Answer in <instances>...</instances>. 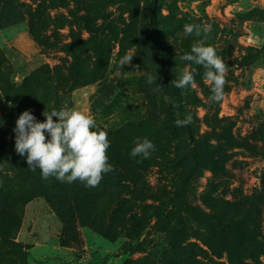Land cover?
I'll return each instance as SVG.
<instances>
[{"label": "rangeland", "instance_id": "obj_1", "mask_svg": "<svg viewBox=\"0 0 264 264\" xmlns=\"http://www.w3.org/2000/svg\"><path fill=\"white\" fill-rule=\"evenodd\" d=\"M20 1L47 22L35 25L40 41L28 18L0 30L7 82L19 86L35 70H46L57 92L50 112L66 105L93 117L108 133L115 174L104 175L100 207L83 210L75 239L63 234L44 198L28 203L15 238L27 255L2 256L0 264H231L238 251L232 235L201 227L180 206L192 165L190 145L162 105L167 89L158 81L143 33V0ZM157 10L159 31L152 36L169 75L175 80L185 68L196 73V87L180 89L175 105L179 114L191 116L198 142L200 166L187 182L189 202L203 216L246 212L243 234L254 235L261 249L245 264H264V0H159ZM185 24L211 25L205 46H213L228 65L219 103L209 99L205 69L180 59L204 39L186 36ZM125 55L133 60L121 67ZM149 74L156 80L151 85ZM159 84L163 89L155 92ZM9 99L0 103V150L15 128V116L9 115L13 123L7 118ZM137 138L156 146L151 158L130 157ZM120 204L126 210L116 214ZM148 206L165 211L146 215L137 243L122 213L141 217ZM97 216L107 234L88 222Z\"/></svg>", "mask_w": 264, "mask_h": 264}, {"label": "trees", "instance_id": "obj_2", "mask_svg": "<svg viewBox=\"0 0 264 264\" xmlns=\"http://www.w3.org/2000/svg\"><path fill=\"white\" fill-rule=\"evenodd\" d=\"M158 1L143 0V6L140 10L143 17V33L150 41L151 50L156 61V76L158 81L167 89L165 95L171 98V102L167 103L163 97V108L171 119L172 124L182 132L190 145L192 165L182 184L180 206L201 227L207 230L228 231L238 248L236 255L231 260V264H245L246 259L254 258L258 250L261 249L255 242L254 235L248 237L243 234V219L246 216V212L237 211L236 215H231L229 216L230 218L224 215L203 216L189 202L187 182L200 166L198 142L194 137L190 124L186 127H177L175 124L178 113L175 105L180 96V89L172 86L174 79L167 71V58L161 50L156 36H152L153 33L157 34L159 31ZM26 18H28V22L31 25L33 37L40 41V33L37 34L35 25H44L47 19L39 18L38 9H32L20 0H0V30L11 24L22 22ZM4 61L5 58L0 50V103L4 102V99L8 100L10 98L11 105H5V108H9L8 121L13 123L9 115L15 116L14 122L16 126L19 116L24 111L29 110L38 122H45L46 118L42 113L45 110L50 112L51 101H53L51 99L57 94L54 91L55 84L50 74L43 68H39L25 77L23 83L17 86L7 82L10 67ZM179 118L183 120L185 117L179 114ZM260 134L264 140V127L261 128ZM48 138L50 139V137ZM4 139L2 150H0V168L2 166L6 168V171L0 169V257H12V255L22 258L26 257L27 253L24 251L23 246L21 243H17L15 238L22 225L23 208L37 198H44L54 210L62 223L63 234L75 239L77 222L86 218L83 210L96 212L100 207L102 200L98 187L87 188L79 181L69 184L66 182L61 183L55 178H50L48 181L43 180L41 171L39 169L35 171L29 169L26 156L22 157L15 151L14 131L6 135ZM262 182L264 189V176ZM121 208L126 210V205L124 208L120 204L116 214L118 212L121 213ZM163 208L162 206H148L145 209V214L141 217L135 215L128 217V213L124 211L122 219L124 224H128L127 230L130 238L138 243L141 232L144 229L143 225L145 224L146 215L148 213H158L159 211L164 212L165 209ZM88 222L100 232L108 233L107 229L99 224L98 216ZM63 242L66 243V241ZM212 248H215L214 244H211Z\"/></svg>", "mask_w": 264, "mask_h": 264}, {"label": "clouds", "instance_id": "obj_3", "mask_svg": "<svg viewBox=\"0 0 264 264\" xmlns=\"http://www.w3.org/2000/svg\"><path fill=\"white\" fill-rule=\"evenodd\" d=\"M183 31L186 36H203L204 39L194 43L191 52L180 59L205 69L204 83L212 85L209 99L213 103L221 102L226 95L224 88L228 65L217 55L213 46H205L211 25L185 24ZM132 60L133 57L125 55L119 64L124 67L131 64ZM195 75L194 69L190 71L185 68L182 75L172 82V86L178 89L195 88ZM155 82V77L149 74L147 83L151 85ZM162 89L163 86L159 84L154 91L160 92ZM164 101L170 103L171 98L165 95ZM42 115L46 118L45 122H38L31 111H24L17 119L13 131L15 151L22 157L26 156L29 169L41 171L43 180L55 178L69 184L79 181L87 188H95L100 185L105 174L115 170L107 156L111 146L108 133L100 128L93 117L75 108L69 109L66 105L60 110H45ZM53 117H57L58 122ZM191 120V116L182 120L177 113L175 124L177 127H186ZM134 145L130 152L133 159H149L156 150V146L147 138H137Z\"/></svg>", "mask_w": 264, "mask_h": 264}]
</instances>
